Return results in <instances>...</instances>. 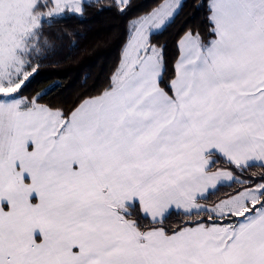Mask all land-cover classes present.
<instances>
[{
	"label": "snow or ice",
	"instance_id": "snow-or-ice-1",
	"mask_svg": "<svg viewBox=\"0 0 264 264\" xmlns=\"http://www.w3.org/2000/svg\"><path fill=\"white\" fill-rule=\"evenodd\" d=\"M84 2L0 0V264H264V172L214 168H264V0H210L213 38L185 33L165 87L150 37L180 0L130 22L108 87L70 112L20 96L46 26Z\"/></svg>",
	"mask_w": 264,
	"mask_h": 264
},
{
	"label": "trees",
	"instance_id": "trees-1",
	"mask_svg": "<svg viewBox=\"0 0 264 264\" xmlns=\"http://www.w3.org/2000/svg\"><path fill=\"white\" fill-rule=\"evenodd\" d=\"M160 2L129 0L121 12L115 6V0H90L84 2L82 15H68L51 28L46 26L45 36L50 44L55 45V51L44 49L47 54L33 61L34 66L38 64L37 72L23 86L20 96L30 99L38 92L43 93L39 103L68 113L83 99L98 95L108 87L110 77L121 63L124 47L130 39V21L149 13ZM209 2L182 0L174 20L151 35L152 44L163 50L162 87L175 75L174 65L180 55L178 41L185 33L198 32L205 42L213 38L208 20ZM214 168L229 169L238 180H249L253 173L264 172V168L257 165L242 173L224 158L217 159ZM258 182L253 180V183ZM239 187L238 183H232L231 187L222 184L218 190L209 192L206 200L199 202L211 205ZM130 211L135 212L134 209ZM186 219L188 217L174 210L164 223L175 228Z\"/></svg>",
	"mask_w": 264,
	"mask_h": 264
},
{
	"label": "rangeland",
	"instance_id": "rangeland-1",
	"mask_svg": "<svg viewBox=\"0 0 264 264\" xmlns=\"http://www.w3.org/2000/svg\"><path fill=\"white\" fill-rule=\"evenodd\" d=\"M182 0H180L181 3ZM137 18L132 19L130 22L135 21ZM132 34V24L130 23V36ZM127 44V43H126ZM126 46V45H125ZM125 48V47H124Z\"/></svg>",
	"mask_w": 264,
	"mask_h": 264
},
{
	"label": "crops",
	"instance_id": "crops-1",
	"mask_svg": "<svg viewBox=\"0 0 264 264\" xmlns=\"http://www.w3.org/2000/svg\"><path fill=\"white\" fill-rule=\"evenodd\" d=\"M86 1H90V0H85V2H86ZM180 4H181V3H180ZM184 35H185V34H184ZM184 35H183V36H184ZM183 36H182V37H183ZM158 48H159V47H158ZM179 56H180V55H179ZM161 86H162V85H161ZM22 97H25V96H22ZM26 98H27V97H26ZM221 169H222V170H228V171H230L229 169H223V168H221ZM225 184H226V183H225Z\"/></svg>",
	"mask_w": 264,
	"mask_h": 264
}]
</instances>
